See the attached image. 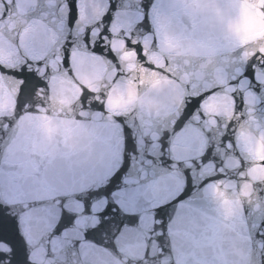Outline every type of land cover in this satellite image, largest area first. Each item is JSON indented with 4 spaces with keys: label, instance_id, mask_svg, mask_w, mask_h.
Returning <instances> with one entry per match:
<instances>
[{
    "label": "snow or ice",
    "instance_id": "1",
    "mask_svg": "<svg viewBox=\"0 0 264 264\" xmlns=\"http://www.w3.org/2000/svg\"><path fill=\"white\" fill-rule=\"evenodd\" d=\"M252 17L264 18V0H0V112L14 99L12 117H0V195H17V166L5 161L24 142V116L42 123L41 113L50 115L43 101L50 85L85 79L76 120L95 139L123 137L127 147L142 138L161 155L146 152L139 169L138 149L121 157L109 183L83 201L92 219L84 239L115 241L151 218L160 222L152 229L159 242L174 217L208 212L217 231L246 235L264 264V38L240 45L236 54L251 46L250 55L225 71L183 63L188 52L217 57L239 44ZM104 75L113 83L99 93L93 85ZM221 150L239 162L237 183ZM208 164L221 169L215 177L204 171ZM122 191L125 199H112ZM101 195L106 203L96 210ZM237 201L239 215L222 210ZM11 207L0 200V247L11 249L0 252V264H29ZM76 223V214L62 210L54 235Z\"/></svg>",
    "mask_w": 264,
    "mask_h": 264
},
{
    "label": "water",
    "instance_id": "2",
    "mask_svg": "<svg viewBox=\"0 0 264 264\" xmlns=\"http://www.w3.org/2000/svg\"><path fill=\"white\" fill-rule=\"evenodd\" d=\"M261 38H264V18L252 17L239 44L217 57L188 52L184 66L199 72L231 69L252 51L249 46L245 53L237 55V48ZM87 83L89 81L85 79H78L75 84H51L50 94L43 97L50 115L43 119L41 113L42 123L30 115L24 116L21 121L24 142L15 145L5 161L17 166L19 179L14 186L17 195L12 198L0 195V200L11 205L12 214L19 216V230L29 264H261L260 255L252 249L246 235L239 231H217L215 218L208 212L174 217L169 223V234L159 242V230L152 229L154 223L159 225L160 222L151 218L139 232L125 231L115 241L111 236L100 237L95 244L84 239L92 219L85 214L83 201L90 192H97L109 183L120 167L121 157L138 149L136 168L139 169V162L146 152L157 160L161 155L158 149H146L142 138L135 146L129 140L127 147L123 137L110 142L95 139L88 125L76 120L75 116L79 112V86ZM112 83L110 76L104 75L98 77L93 86L99 93H105L110 91ZM13 107L14 99L9 101L5 111L0 112V117H12ZM219 139L217 134L210 142L217 144ZM191 155L199 160V153ZM219 156L228 177L235 178L232 183H237L238 160L232 153L225 155L223 150ZM220 170L211 164L204 166V171L214 177ZM129 179H134V173L129 174ZM126 196L127 193L122 191L114 194L112 199L119 201ZM105 203L103 195L93 201L96 210ZM239 208L237 201L234 205L224 204L222 210L239 215ZM65 209L76 214L77 223L65 235H54ZM77 240L79 245H76ZM161 247L165 249L163 253ZM3 251L10 252L11 249L4 244L0 247V252Z\"/></svg>",
    "mask_w": 264,
    "mask_h": 264
}]
</instances>
